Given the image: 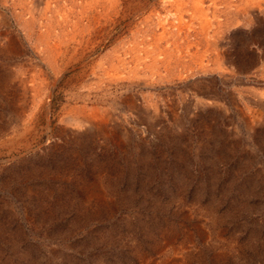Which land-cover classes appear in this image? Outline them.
Returning <instances> with one entry per match:
<instances>
[{"label":"rangeland","instance_id":"1","mask_svg":"<svg viewBox=\"0 0 264 264\" xmlns=\"http://www.w3.org/2000/svg\"><path fill=\"white\" fill-rule=\"evenodd\" d=\"M0 264H264V0H0Z\"/></svg>","mask_w":264,"mask_h":264}]
</instances>
